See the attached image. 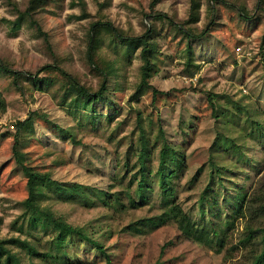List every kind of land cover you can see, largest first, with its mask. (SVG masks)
I'll return each instance as SVG.
<instances>
[{
  "label": "rangeland",
  "instance_id": "1",
  "mask_svg": "<svg viewBox=\"0 0 264 264\" xmlns=\"http://www.w3.org/2000/svg\"><path fill=\"white\" fill-rule=\"evenodd\" d=\"M16 1L23 4L27 0ZM106 1L86 0V16L82 6H72L73 0H49L42 9L43 26L56 52L65 58L66 72L98 89L100 74L86 58L91 24L102 20L129 35H139L145 31V24L150 25L149 17L144 19V15L159 14L152 21L160 33L155 41L157 73L150 80L153 88L136 98L143 64L140 51L127 54L126 46L105 30L97 63L108 74L110 107L108 103L91 104L90 100L72 96L64 100L67 87L62 86L65 78L58 71L41 74L52 80L42 91L28 81L21 90L13 85L11 77L0 74V93L6 103V110H0V240H28L40 252L66 255L72 264H106L93 247L81 241L69 239V247L58 252L52 248L56 232L29 223L23 205L29 193L28 179L14 155V135L17 123L37 113L34 133L23 134L20 139L22 164L30 171L49 173L54 182L48 181L49 202L44 204H50L69 224L99 239L108 249L112 264H250L248 252L240 246L245 220L230 231L221 252L185 239L172 224L140 226L139 231L127 228L163 212L162 192L154 177L163 144L162 139L156 141L160 132L171 143L185 144L182 149L174 147L181 153L179 161L185 158L186 165L177 203L194 219L204 213L199 210V202L213 170L217 184L226 186L224 196L230 194L222 205H239L244 193L252 197L264 187V11L252 16L257 0H201L198 21L183 26L188 20L190 0H160L153 7L154 0H109L100 8ZM242 9L251 21L241 16ZM164 15L195 35L215 20L212 29L192 43L200 69L194 78L181 74L186 68L189 41ZM14 19L13 11L0 0V55L10 59L13 69L34 75L53 62L34 30L26 25L12 29L9 21ZM209 93L220 97L214 100L215 113L225 110L217 103L227 102L229 113L215 118ZM238 105L243 113H239ZM140 123L155 148L149 163L153 188L146 193L149 205L120 213L106 208L101 198L105 197L103 193L124 189L121 197L129 205L125 192L129 185L130 194L139 202L138 159L129 149L140 146ZM238 152L245 153L248 163L236 161L241 155ZM126 164L132 171L124 176L123 187H113L117 183L111 178V167ZM242 182L243 192L234 194L236 185ZM9 248L24 264H44L16 245Z\"/></svg>",
  "mask_w": 264,
  "mask_h": 264
},
{
  "label": "trees",
  "instance_id": "2",
  "mask_svg": "<svg viewBox=\"0 0 264 264\" xmlns=\"http://www.w3.org/2000/svg\"><path fill=\"white\" fill-rule=\"evenodd\" d=\"M4 1L15 14V19L13 21H9L12 25V29L17 30L22 28L23 25H26L34 30L36 32L37 38L42 42V46L44 47L46 54L53 62L51 65H46L43 67L38 73L34 75H25L21 71L13 69L9 58L0 55V74L11 77L13 85L19 89L23 90L24 81H28L37 87L38 90L42 91L52 84V80L49 76H41V74L50 71H58L65 78V82L62 86L67 87L64 100H67L69 96H72L90 100L91 104H98L100 102H103L104 104L108 103V106L110 107L108 100V74L103 72L97 63L98 51L100 50L102 41V30L107 31L113 37L118 38L122 44L126 46L127 54L134 50L140 51L143 64L141 66V82L135 95L136 98H139V96L143 95L144 92L153 88L150 80L157 73L156 68L158 45L156 43L160 37V33L155 23L152 21L159 18V14L144 15V19L149 17L150 25L145 24V31L143 34L139 35H129L121 29L115 27L113 24L109 22H103L102 20H97L91 24L90 31L87 36L88 48L86 52V58L88 63L93 67V70L98 72L101 77L99 87L95 90L82 84L77 76L73 75L72 73H67L64 66L65 58L54 49L51 36L49 32L46 31L42 23V9L46 6L49 0H27L23 4H19L16 0ZM159 1L160 0H154L151 3V7H153L154 4L158 3ZM200 1L201 0H190L188 20L184 22L183 26L196 23L198 21ZM109 2V0L106 1L104 4L100 5V8H104L106 6L105 4H108ZM257 2L258 3L255 7V12L252 16H256V12L264 11V0H257ZM224 4L227 5V3ZM76 5L82 6L84 8V16L88 15V11H86V0H73L72 6ZM239 11L242 13L241 16H244L246 19L251 21L252 17L247 15L245 9ZM164 19H166L168 23H172L177 31L181 32L188 39V59L186 62V68L181 72V74L186 78H194L200 69L195 63V53L192 43L206 35L212 29V26L215 25V20L212 19L207 28H205L201 33L195 35L186 31L184 27L174 24L165 15ZM154 93L157 94V91L154 90ZM208 96V100L211 102L213 115L215 118L223 117L229 113L227 102L224 103V105L217 103V105L225 107V110L221 114H216V104L214 100L217 98L219 99L220 97L212 93H209ZM234 105L237 104L235 103ZM0 110H6V103L1 93ZM239 113H243L241 107L239 109ZM36 114L37 113H34L25 121L17 123V132L14 135V155L18 158L28 179L27 186L29 193L28 198L23 201V205L26 208V215L29 217L30 225L33 227L41 225L42 229L46 232L49 228H52L56 232V235L52 241V248L56 249L58 252L62 253L64 252L63 248L69 247V239L72 241H81L85 245L93 247L97 253L106 260V264H112L108 249H106L105 245L99 239L92 236L86 229L69 224L62 216L57 215V213L50 207V204H44L46 201L49 202V198L46 193V187L47 185H50L48 181L54 182L49 173L47 174L32 170L30 171L22 164V160L20 159V156H22L20 139L23 134H28L31 132L34 133V116ZM24 129L28 131H25ZM139 129L141 131V137L139 140L140 146L136 150L131 148L129 149L131 153L137 154L138 159L137 168L139 171L137 174L140 178L137 182V195L139 197V202L136 201L130 194L131 187L129 185L125 190L129 205H126L123 198L121 197L124 195V189L119 191V193H103L102 195L105 197L101 198V200L104 206L106 208L113 209L116 212L124 213L128 210H134L137 208H142L145 205H149V200L146 197V193L148 195V192L152 191L153 188L150 184L152 181L150 179V175H152L153 172L149 166V163L153 159L155 148L151 146L150 140L145 132V127L142 125V123L139 124ZM159 136L160 137L156 138V141L162 139L163 144L159 152V165L154 177L157 176L159 187L162 192V204L164 205L162 207L163 212L158 216L141 220L135 225H129L127 229L129 231H139L141 230V227L144 226L156 227L163 224H172L178 228L181 235L185 239L197 242L198 244L209 249H214L218 252H221L226 246L230 231H235L237 223L245 220L241 233L242 238L240 239V246H242V248L246 249L248 252L246 258L250 260V264H264V187L258 189V191H256L252 197L251 195H248V192L244 193L245 197L239 203V205L235 204L232 207L226 202L224 203L225 205H222L224 199L229 198L230 194L227 197L224 196V193L227 191L226 186L217 184V179H215L216 171L213 170L211 172L210 183L202 193L199 202V210H204V213H199L200 219H194L177 203L178 186L180 185L181 174L185 170L186 165L185 158H183L181 162L179 161V154L181 153L175 151L174 147H177L178 145L179 148L182 149L183 145L185 144L181 145L179 143L174 144L169 142L167 137L162 132H160ZM223 151L229 152L227 150ZM243 152H238L239 155H241L240 157H237L236 161L248 163V159L245 160V157L243 156L245 153ZM233 154H236V152ZM211 161L212 158L210 159V163ZM116 165L111 167V178L117 183L113 184L112 186H121L122 188L124 176H126L128 173L130 174L132 170L129 169L128 164L122 168H118ZM113 170L116 171L114 172ZM121 172L123 173V177L119 176ZM245 178H248L246 180H249L248 176H245ZM131 183L132 182H130V184ZM73 186H77V184H73ZM236 186L234 194L236 192L242 193L244 189L243 182L238 183ZM231 189L230 191L232 192L233 189ZM208 192H210L212 195L206 196ZM223 206L225 209H223ZM207 212H209V214H207ZM9 245L18 246V248L25 251L31 259H38L43 261L44 264H72V261L65 257L66 255H58L57 253H53L51 251L44 253L40 252L28 240L21 241L19 239L0 240V264H24L19 255L14 253L11 248H9Z\"/></svg>",
  "mask_w": 264,
  "mask_h": 264
}]
</instances>
